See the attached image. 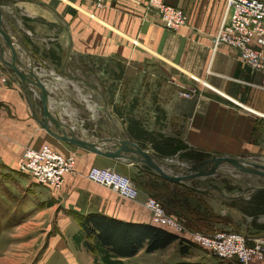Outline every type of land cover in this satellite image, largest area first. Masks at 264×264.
<instances>
[{
	"label": "crops",
	"instance_id": "crops-1",
	"mask_svg": "<svg viewBox=\"0 0 264 264\" xmlns=\"http://www.w3.org/2000/svg\"><path fill=\"white\" fill-rule=\"evenodd\" d=\"M16 1L11 7H1L3 0H0L4 29L29 51L34 66L43 68L41 76L49 87L51 112L66 125L77 126L81 136L93 141L117 136L108 131L98 132L97 125L103 120L109 129L117 128L126 140L137 143L119 125L121 115L128 112L125 110L128 101L122 98L123 81L111 82L117 85L111 98L92 81L90 73L79 76L70 68L74 58L95 60L96 64L120 59L126 62L131 73L149 76L163 85L158 93L159 106L169 121L182 127L184 145L191 152L202 154L205 159L233 156L264 164V90L260 88L264 84L263 76L241 65L237 50L227 46L218 51L213 49L214 39L225 20L226 0H164L166 5L186 13L188 23L178 32L167 30L163 21L147 10L146 0H119L99 10L90 0ZM21 56L27 59L23 51ZM84 87L91 94L84 95ZM183 93L190 97H184ZM131 100V104L140 101L134 97ZM36 103L41 114L43 104L39 99ZM0 107V164L8 171H17L16 161L25 148L39 150L50 145L64 156L73 154L69 147L74 146L54 139L32 118L26 93L1 59ZM141 107L139 104L133 108L135 117L141 118L137 116ZM75 149L76 170L80 174L87 173L97 160L118 164ZM4 174L7 176V172ZM222 178L231 180L235 186V193L230 196L243 194L247 187L264 188V179L254 175L238 173ZM30 179L25 187L27 196L42 195L40 205L50 201L58 206L67 203L69 207H63L65 212L105 215L130 224L152 226L151 216L143 206L149 196L142 190L136 202H128L110 189L107 194L104 189L108 188L73 175L65 178L61 190ZM196 182L192 183L193 187ZM261 191L230 201H250ZM48 193L51 198L46 197ZM21 207L12 213L29 219V213ZM70 223L79 228L74 220ZM181 244L178 241L153 254H147L144 249L135 258L121 260L133 264L143 253L151 259L173 248L176 254L164 264L185 263L179 252ZM76 251L70 244L66 249L51 250V264H95L86 248H82L81 256Z\"/></svg>",
	"mask_w": 264,
	"mask_h": 264
},
{
	"label": "rangeland",
	"instance_id": "rangeland-1",
	"mask_svg": "<svg viewBox=\"0 0 264 264\" xmlns=\"http://www.w3.org/2000/svg\"><path fill=\"white\" fill-rule=\"evenodd\" d=\"M14 4H17L16 0H3L1 7H11ZM39 22L45 24L43 21ZM70 68L75 75L81 76L90 73L92 81L98 84L103 93H107L111 98H113L114 93L117 91V89H115L117 85L111 82L113 80L116 81V79L122 80V90H124V96L122 98L128 101L125 107V110L127 109L128 112L125 111V113L121 115L123 116L121 121L119 120L122 131L129 138H135L139 141L140 144L145 147L146 151H152L158 156L164 153L165 156L168 155L166 158H175V161L179 163H187L190 165L197 164V159L201 157L198 153L191 152L187 146L184 145V137L181 136L182 127L180 128L179 124L176 122L169 121L159 106L158 93L163 87L162 84L150 80L148 78L149 76L143 74L137 75L134 72L131 73L126 62L120 59L104 60L96 64L95 60L74 58L70 63ZM82 92L84 95L90 93L86 87L82 88ZM132 95H134L133 97L136 100L140 101L131 104ZM135 95H138V97H135ZM138 102L142 107L137 110L139 111L137 116L141 118L135 117L136 113L134 112L137 105H139ZM38 106H41L39 102ZM1 109L0 107V110ZM80 115L82 114L80 113ZM97 129L98 132L100 131V134L107 131L109 133H116L114 129H109L103 120L99 121ZM45 146L54 149V147L50 145ZM69 148L73 154L77 150L75 149L76 147ZM28 149L40 151V149L25 148L24 152L19 157V161H16V167L14 168L17 171H12L10 169L8 171L7 167L0 164V264H51L50 258L53 257V253H50L51 250L66 249L69 247V244L73 249H77L78 251L75 253H79L81 256L80 252H82V248L88 249L81 227L70 226V221L73 222V220L79 226L74 216L76 212H65L63 207H69L67 203L58 206L55 205V202L50 201V203L40 205L38 203L41 198H43L42 195L40 197L37 194L31 193L29 197L27 196L28 190L25 189V187H27L31 179L29 175L20 172L18 165L22 156ZM54 150L59 152L56 147ZM74 156L76 157L75 154ZM93 166L109 168L129 177L144 193L159 201L168 214H182L181 216L191 229L204 231L206 233H215V231H236L246 237H262L264 235V221H261L264 216V208L256 206L249 207V201L232 203V201L229 202L221 198L217 192H214L211 196H205L169 181L165 184L161 182V180L153 178L152 175L150 176L148 173L149 169L143 165L127 167L122 163H107L102 160H97L94 162ZM5 172H7V176L4 174ZM221 173L228 175V178H230L232 175H236L239 172L229 170L221 171ZM86 175L87 173L80 174L78 172V175L73 177L84 180ZM90 184L93 185L92 183ZM194 185L196 189L201 190L218 187L229 197L235 193V186L232 185L231 180L222 178L221 175L199 179ZM145 186L148 187L149 190ZM97 188L101 189L100 187ZM104 190L107 194L112 191L109 189ZM46 197L51 198V195L48 193ZM21 206L25 207L22 211L29 213V219L24 220L19 214L14 213L16 216H19L16 217L12 213L14 209H22ZM146 211L152 218L151 213L148 210ZM199 215L205 216L211 220L204 224L205 227H199V229L194 227L191 222L188 223L185 219V217H190V219H192ZM218 218L226 222L214 224L213 221ZM19 219L22 222H19ZM184 248H187L189 252L187 255L183 256L181 252H183ZM179 250L186 262H195L196 264H228L221 262L217 257L210 255L202 248L190 244L187 246L184 245ZM174 254H176V251H173V248L168 249L167 252L156 254V256H153L151 259L143 253L133 264H164L169 261V258ZM92 256L96 260L95 264H131L123 260L119 261L102 250L96 255L92 254Z\"/></svg>",
	"mask_w": 264,
	"mask_h": 264
},
{
	"label": "built area",
	"instance_id": "built-area-1",
	"mask_svg": "<svg viewBox=\"0 0 264 264\" xmlns=\"http://www.w3.org/2000/svg\"><path fill=\"white\" fill-rule=\"evenodd\" d=\"M118 1L90 0L98 10ZM226 3L225 20L214 39L213 49L218 51L220 47L227 46L237 50L240 64L260 73L264 81V1L226 0ZM146 7L171 32H178L188 23L182 9L166 5L164 0H146ZM260 88L264 90V84ZM18 166L20 172L29 175L39 185L55 190L64 187L67 176L78 175L75 156H64L49 146H43L40 151L28 149ZM85 179L112 190L125 201L136 202L142 195L132 179L109 168L92 167ZM143 206L152 215V225L170 231L187 245L202 248L223 263L264 264V235L246 237L236 231L206 233L191 229L184 218L168 214L154 197H148Z\"/></svg>",
	"mask_w": 264,
	"mask_h": 264
},
{
	"label": "water",
	"instance_id": "water-1",
	"mask_svg": "<svg viewBox=\"0 0 264 264\" xmlns=\"http://www.w3.org/2000/svg\"><path fill=\"white\" fill-rule=\"evenodd\" d=\"M24 52L27 59H23L21 52ZM28 56V57H27ZM0 59L13 73L18 80L21 89L26 93L30 105L32 118L54 139L62 143L72 145L78 149L88 151L99 157L122 163L127 166L143 165L153 171L159 178L173 184L183 186L195 193L211 196L217 192L226 200H238L245 198L246 194L263 191L264 188L247 187L239 196H227L218 187L206 190L196 189L192 183L198 179L212 178L217 175L229 177L221 171L234 170L241 174L254 175L264 179V164L247 159H240L233 156H216L207 158L197 164L190 165L179 163L175 158H162L152 151H146L137 143L125 139L124 135L115 129L117 136L102 138L96 141L77 133V126L66 125L59 116L51 112L49 87L42 78L43 68L35 67L29 51L20 45L4 29L3 9L0 7ZM39 99L43 104V112L40 114L36 101ZM110 145V147H108ZM227 168V169H226Z\"/></svg>",
	"mask_w": 264,
	"mask_h": 264
},
{
	"label": "trees",
	"instance_id": "trees-1",
	"mask_svg": "<svg viewBox=\"0 0 264 264\" xmlns=\"http://www.w3.org/2000/svg\"><path fill=\"white\" fill-rule=\"evenodd\" d=\"M133 141H136L140 147L144 150L139 141L135 138H130ZM199 154V153H198ZM163 158L168 157V155H164V153L159 154ZM202 158L197 159V163L203 161L206 157L202 154H199ZM149 175L157 180H161L167 184V181L159 178L151 169L148 171ZM139 187V186H138ZM146 187V186H145ZM140 188V187H139ZM148 188V187H146ZM149 190V188H148ZM232 203H237L233 201ZM249 207H263L264 208V191L255 195L249 202ZM264 213V210H263ZM178 218H183L179 213L174 214ZM76 220L79 223V227H81L83 231V235L85 238V243L89 252L93 255L99 253V251L107 252L112 255L113 258L116 259H130L135 258L137 254L146 250L147 254H153L159 250H166L172 244L181 241V246H184V241L180 240L176 235L167 231L163 228H160L156 225H144V224H130L124 221H119L113 219L109 216H101L97 214H91L89 216H83L78 213H74ZM189 218V219H188ZM185 219L194 227H205L208 221H211L205 216L199 215L198 217H193L190 219L188 217ZM214 224L226 222L221 218L215 219ZM189 250L187 248L183 249V256L187 255ZM179 264H195L186 262Z\"/></svg>",
	"mask_w": 264,
	"mask_h": 264
}]
</instances>
